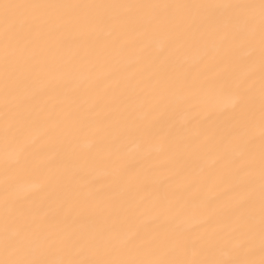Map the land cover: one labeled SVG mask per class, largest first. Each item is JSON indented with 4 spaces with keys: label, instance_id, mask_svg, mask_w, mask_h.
Instances as JSON below:
<instances>
[{
    "label": "snow or ice",
    "instance_id": "6c2138e0",
    "mask_svg": "<svg viewBox=\"0 0 264 264\" xmlns=\"http://www.w3.org/2000/svg\"><path fill=\"white\" fill-rule=\"evenodd\" d=\"M0 264H264V0H0Z\"/></svg>",
    "mask_w": 264,
    "mask_h": 264
}]
</instances>
